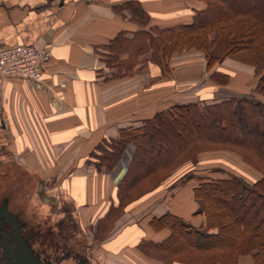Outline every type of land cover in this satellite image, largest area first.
Returning <instances> with one entry per match:
<instances>
[{"label":"crops","instance_id":"0c3cea01","mask_svg":"<svg viewBox=\"0 0 264 264\" xmlns=\"http://www.w3.org/2000/svg\"><path fill=\"white\" fill-rule=\"evenodd\" d=\"M124 1L0 0V42L28 43L50 53L39 82L0 75V152L41 176L39 186L53 190L43 195L40 187L41 198L63 203L65 210L75 211L86 223H96L117 203L118 174L123 170V163L102 171L86 162L99 142L115 138L122 128L137 126L172 104L227 98L231 94L216 100L217 93L212 92L221 88L235 92L231 88L234 74L246 73L250 81L255 79V86L258 78L251 64L229 56L206 68L201 51L193 59L183 52L173 53L170 70L164 73L150 60L130 74L106 73L101 59L104 45L119 32L130 37L152 25L188 23L206 5L204 0H137L148 15L147 25H140L127 9L115 7ZM242 64L251 65L253 74ZM215 71L227 74V81L213 80ZM201 158L204 163L198 169L205 173L178 168L158 187L124 207L115 231L100 243L101 264H200L189 257L188 250L176 258L142 250L141 242L152 245L170 234L168 227L154 228L150 220L170 212L193 227H204L206 218L193 194L200 176L233 173L252 182L262 175L230 151L199 155V163ZM188 170L194 177L185 178ZM253 253L240 254L232 264H252ZM195 255L201 256L196 251Z\"/></svg>","mask_w":264,"mask_h":264},{"label":"trees","instance_id":"16d2710c","mask_svg":"<svg viewBox=\"0 0 264 264\" xmlns=\"http://www.w3.org/2000/svg\"><path fill=\"white\" fill-rule=\"evenodd\" d=\"M204 1L205 7L196 10L188 23L152 25L130 37L119 32L104 45V66L117 68L112 76L123 75L150 60L164 73L170 70L168 62L173 53L195 47L202 52L206 68L227 56L251 64L258 75L256 90L263 100L231 96L215 102L172 104L137 126L122 128L115 138L102 140L88 160L97 170L109 171L127 146L134 147L129 165L117 182V203L109 207L121 215L127 204L158 187L183 161L196 162L206 151L237 154L262 173L259 179L248 182L233 173L215 178L200 176L193 194L201 203L206 225L196 228L165 212L153 217L150 224L154 228L168 227L169 236L152 245L141 242L140 247L161 254V258L167 254L180 257L177 254L185 255L188 250L189 257L200 264H232L240 254L254 251L252 264H264V0ZM115 7L127 9L131 19L147 25L148 15L137 0ZM211 78L225 83L228 76L215 71ZM190 177H194L193 172L185 178ZM147 180H154V184L144 190L141 185ZM109 217L106 212L99 218L94 238ZM176 229L190 241H175ZM195 251L201 256L197 257Z\"/></svg>","mask_w":264,"mask_h":264},{"label":"rangeland","instance_id":"374dc122","mask_svg":"<svg viewBox=\"0 0 264 264\" xmlns=\"http://www.w3.org/2000/svg\"><path fill=\"white\" fill-rule=\"evenodd\" d=\"M239 4L237 3L236 6H238ZM197 51L200 50L195 47H190L178 52L189 54L191 55L190 58L193 59ZM189 55H187V57ZM234 59L237 60V58ZM194 62L195 61H192L191 65ZM169 63L170 59L168 64ZM243 67L249 69V73H251V75L253 74L251 65H244ZM105 68L107 70L106 73H110L111 75L117 69L116 67L108 68L107 66ZM240 76L241 75L237 74H234V76L232 75L231 88L233 90H231L235 92H230V90L221 88L220 90L212 92L213 94L214 92L217 93V97L215 99H221L222 97L231 94L233 97L249 96L253 99L263 100V96L261 95V93L256 90L254 82L255 79H252V81H250L246 73H244L243 76ZM256 77H258V75H256ZM241 91H244V93H242ZM231 95L228 97H231ZM199 97L200 96H198V98ZM197 102H206V100L198 99ZM133 150L134 147L132 145H129L125 148L123 155L118 162L120 164L123 163V170L122 172H120V174H118L119 177H121L126 171ZM209 153L210 151H206L202 152L200 155L203 157L209 155ZM2 154L4 153L0 152V205L3 200H6L8 210L17 216L20 222L21 235L27 240L28 247L31 249V251L42 262H45V260H47L53 264H77L79 261L83 260L86 264H101L100 261H102L101 257L103 251L101 250L100 243H102V241H104V238L106 237V239H109L113 234L111 232L115 231V225L118 224V221L121 217V215L118 213V210L110 209L109 207L111 206L108 207L106 212L110 213V217L103 223L100 231L96 233L95 239L93 237V233L98 220L96 221V223L94 222L95 224L92 222L86 223L88 221H81L79 215L75 211L65 210L64 207L67 206L63 203H61L60 205H56L49 203L50 201H45V199L41 198L38 194L41 187V185L39 186L41 176L37 173H33L31 169H23L22 167H20L16 163V161H18L17 159L14 160L11 157H7L6 155L2 156ZM91 157H93V153ZM86 162L91 163L88 159H86ZM203 163L204 162L202 158L200 163L199 160H197L196 162L185 160L178 166H176L171 171L170 175L174 172V170L178 168H197L196 171H198V168L203 166ZM91 164L93 165V163ZM199 171L201 173H205L204 170ZM189 173L190 170L186 172L185 176H187ZM185 176L183 175L181 177V180ZM47 184H49L47 186H51L50 183ZM153 184L154 180H147L141 186L143 187L142 189L146 190ZM41 188L42 189L40 190V192H42L43 195H49L51 194L50 192L53 191L52 189L45 191L44 187ZM137 193H139V190H137L135 194ZM105 227L107 228L106 231ZM142 230L143 229H141V231ZM99 233H101L102 236H97V234L99 235ZM142 233L145 234L143 231ZM176 234V237H174L175 241L178 240L181 243L190 241L189 236L181 235L180 233H178L177 229ZM112 253H114V251H111V256ZM110 255H107V257H111ZM102 263H104V261H102ZM105 264L111 263L105 262Z\"/></svg>","mask_w":264,"mask_h":264},{"label":"built area","instance_id":"2783aa9c","mask_svg":"<svg viewBox=\"0 0 264 264\" xmlns=\"http://www.w3.org/2000/svg\"><path fill=\"white\" fill-rule=\"evenodd\" d=\"M48 50L28 43L0 42V75L21 76L33 82L41 80L43 63L48 61Z\"/></svg>","mask_w":264,"mask_h":264},{"label":"water","instance_id":"95a60500","mask_svg":"<svg viewBox=\"0 0 264 264\" xmlns=\"http://www.w3.org/2000/svg\"><path fill=\"white\" fill-rule=\"evenodd\" d=\"M6 222L11 226L8 232L0 229L1 244L5 247L6 256L1 264H49L42 262L28 247L27 240L21 235L20 222L16 215L8 210L6 200L0 205V226ZM10 236L7 240V236ZM10 244L12 247L10 248ZM11 250V253L7 252ZM77 264H86L81 260Z\"/></svg>","mask_w":264,"mask_h":264},{"label":"flooded vegetation","instance_id":"af4514ba","mask_svg":"<svg viewBox=\"0 0 264 264\" xmlns=\"http://www.w3.org/2000/svg\"><path fill=\"white\" fill-rule=\"evenodd\" d=\"M0 229L3 230V231H5V232H8L11 229V226L9 224H7L6 222H3L1 224V226H0ZM9 238H10V236L8 235L7 236V240H9ZM0 242H1V235H0ZM9 246L11 248L12 247V244H10ZM7 253L10 254L11 253V250H9ZM5 256H6L5 247L0 243V264L2 262H4V257ZM44 263L53 264V263H51L50 261H47V260H45Z\"/></svg>","mask_w":264,"mask_h":264}]
</instances>
